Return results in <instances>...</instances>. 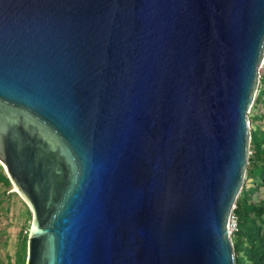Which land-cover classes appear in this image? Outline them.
<instances>
[{"label":"water","instance_id":"95a60500","mask_svg":"<svg viewBox=\"0 0 264 264\" xmlns=\"http://www.w3.org/2000/svg\"><path fill=\"white\" fill-rule=\"evenodd\" d=\"M264 0H0V162L26 264H235Z\"/></svg>","mask_w":264,"mask_h":264},{"label":"trees","instance_id":"16d2710c","mask_svg":"<svg viewBox=\"0 0 264 264\" xmlns=\"http://www.w3.org/2000/svg\"><path fill=\"white\" fill-rule=\"evenodd\" d=\"M256 109H264V67L260 70L258 91L249 115L252 122L260 120L262 124L253 123L250 128V153L246 168L247 181L238 194L232 211L236 220V229L231 234L235 264H264V197L255 200V193L258 190L262 189L264 193V112H256ZM252 111L255 112L253 116H251ZM11 189L12 184L0 164V215L2 211L8 209V207L3 206L4 201L16 196L24 207L22 215H24V222H26L19 230L13 261L12 255L8 251H0V264H26L28 222L31 211L17 192L10 191ZM4 243L0 240L2 250Z\"/></svg>","mask_w":264,"mask_h":264},{"label":"rangeland","instance_id":"374dc122","mask_svg":"<svg viewBox=\"0 0 264 264\" xmlns=\"http://www.w3.org/2000/svg\"><path fill=\"white\" fill-rule=\"evenodd\" d=\"M262 67H264V64ZM255 111L262 113V112H264V109H260V110L256 109ZM254 113L255 112L252 111L251 116H253ZM253 123H257L258 125H261L262 121L257 120V121L252 122L250 120V126H252ZM253 127H254V125H253ZM4 170H5V168H4ZM248 185H249V183H248ZM263 189H264V187H263ZM13 190H15V189L12 186V189L10 191H13ZM255 195H256L255 200H260L264 197V193H263L262 189L258 190L255 193ZM3 206L8 207V209L6 211L5 210L2 211L1 215H0V240L5 242L3 250L0 246V251L1 252L2 251L3 252L8 251L12 255V261H13V254H14L19 230L23 224H26V222H24V215H22L24 207L20 204V200L16 196L14 198L9 199L8 201H4ZM28 224H29L28 228L30 229L31 217L29 219Z\"/></svg>","mask_w":264,"mask_h":264},{"label":"clouds","instance_id":"9594fccd","mask_svg":"<svg viewBox=\"0 0 264 264\" xmlns=\"http://www.w3.org/2000/svg\"><path fill=\"white\" fill-rule=\"evenodd\" d=\"M263 64H264V57H263V59H262V66H263ZM262 68V67H261ZM261 68H260V70H261ZM259 79H260V71H259ZM258 85H259V83H258ZM257 91H258V87H257ZM256 94H257V92H256ZM255 97H256V95L254 96V101H255ZM254 101H253V104H254ZM253 104H252V107H253ZM252 107H251V109H250V111H249V113H248V117H247V122H248V126H249V128H251V126H250V119H249V115H250V112H251V110H252ZM1 164V163H0ZM2 165V164H1ZM3 166V165H2ZM4 167V166H3ZM5 171V170H4ZM6 173V172H5ZM245 181H246V176H245ZM245 183V182H244ZM244 185V184H243ZM243 187V186H242ZM18 194V193H17ZM234 207H235V205H234ZM233 207V208H234ZM232 211H233V209H232ZM232 211H231V213H232ZM233 233V232H232ZM231 233V234H232ZM231 234H230V237H231ZM232 240V239H231ZM233 244V243H232Z\"/></svg>","mask_w":264,"mask_h":264},{"label":"built area","instance_id":"2783aa9c","mask_svg":"<svg viewBox=\"0 0 264 264\" xmlns=\"http://www.w3.org/2000/svg\"><path fill=\"white\" fill-rule=\"evenodd\" d=\"M228 228H229L230 234L236 229V220L233 217L232 213L230 214Z\"/></svg>","mask_w":264,"mask_h":264},{"label":"bare ground","instance_id":"6f19581e","mask_svg":"<svg viewBox=\"0 0 264 264\" xmlns=\"http://www.w3.org/2000/svg\"><path fill=\"white\" fill-rule=\"evenodd\" d=\"M2 164V163H1ZM15 189V188H14ZM15 191V190H14Z\"/></svg>","mask_w":264,"mask_h":264}]
</instances>
